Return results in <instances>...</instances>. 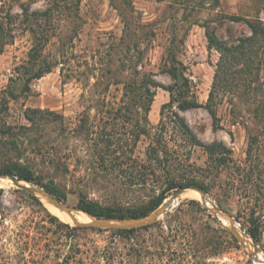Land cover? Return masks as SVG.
Returning <instances> with one entry per match:
<instances>
[{"label":"rangeland","instance_id":"1","mask_svg":"<svg viewBox=\"0 0 264 264\" xmlns=\"http://www.w3.org/2000/svg\"><path fill=\"white\" fill-rule=\"evenodd\" d=\"M230 15L260 18L264 26V0H0V24L9 35L0 44V123L29 125V107L63 117L51 116L12 153L66 188L65 204L77 208L84 192L102 204L135 206L170 179L195 178L209 188L200 189V197L181 196L149 225L159 224L123 240L110 230L59 227L44 209L55 215L49 199L2 177L0 264H264V39L260 92L245 94L236 78L218 93L217 121L205 106L181 110L170 91L152 84L174 85L176 95L206 104L220 59L209 48L206 25L234 42L252 33ZM48 66L51 71L34 77ZM10 89L15 97L5 92ZM177 114L202 142L226 143L232 160L219 165L211 159ZM41 144L67 170L34 153ZM100 152L113 156L103 161ZM73 215L93 222L82 211ZM252 217L260 242L248 230ZM206 222L226 230L224 252L215 255L207 246Z\"/></svg>","mask_w":264,"mask_h":264},{"label":"trees","instance_id":"2","mask_svg":"<svg viewBox=\"0 0 264 264\" xmlns=\"http://www.w3.org/2000/svg\"><path fill=\"white\" fill-rule=\"evenodd\" d=\"M233 21H245L251 28V35H247L238 39L237 41H229L218 35L216 30H212L209 25H206L207 31L206 35L208 38L209 48L216 49L220 53V59L217 64L214 81L212 84V89L210 91L209 99L206 104L200 103L196 98L188 99L185 97H180L176 95V89L174 85H165L159 81L152 80L154 87H162L170 91L172 95L171 103L178 102V107L181 110H187L193 107L205 106L210 113L213 115L215 121L218 120L217 109H216V98L218 93L224 89H228L231 86H242L244 88L245 94H258L260 92L261 86V75L260 71L262 68V59L259 58V45L264 39V26L263 21L258 18L252 20L250 18H244L242 16L230 15L228 17ZM5 22L0 24V44L8 43V33L5 30ZM3 48L0 49L2 52ZM39 51L36 50V53L33 55L35 59L39 58ZM236 71H235V70ZM51 71V67L48 66L46 70H40L35 73V78H41L44 72ZM235 71V72H234ZM170 74L177 78L179 72L177 69H171ZM235 74L238 77H233ZM236 78L238 79L235 82ZM235 82V83H234ZM187 84V83H186ZM186 86V85H184ZM29 86L27 85V88ZM8 92V96L15 97V93L12 89L5 91ZM148 92L152 95V101L154 100L155 93L148 89ZM1 107L2 109H9V101L7 97H3ZM25 116L29 121V125L15 126L6 120H2L0 123V176L3 177H18L21 180L32 182L40 187H43L49 195L56 198L58 201L66 203L68 199V191L66 188L58 184L55 180L45 181V178L42 173H39L37 168L28 161L24 160L22 153H12L13 151H21L20 143H25L27 138L30 140V131L34 130L36 127H40L41 124L46 120L51 119V116L57 118H63L58 115L56 112L42 109V108H27L25 111ZM177 117L181 120L182 126L189 131L192 136V139L199 145L203 146L208 152L211 159L215 160L219 165L228 164L231 159L232 150L224 142H213L205 143L197 138L195 134L191 132V128L186 122V120L179 114ZM48 152V151H47ZM34 153L37 155H47L51 158L52 162L56 164L58 169L64 168L67 170V167H62L60 160L55 156V154L45 152L44 145H39L34 150ZM159 150L154 148L152 152L153 159L157 158ZM100 158L103 161H107L108 158H112L111 153H99ZM159 158V157H158ZM64 171V170H63ZM188 187H197L205 192H209V188L206 183L199 181L195 178L183 179H170L167 183V186L157 195H154L149 200L135 206H123V205H106L101 202L89 198V196L80 192V198L77 204L79 209H82L89 214L106 219H119L124 220L128 218H142L146 217L152 212H154L158 207H160L165 199L172 194L173 191L182 190ZM27 192L26 190L22 189ZM30 195V194H29ZM31 196V195H30ZM35 198V197H34ZM42 206L43 203L36 199ZM185 203L196 204L199 206V209L202 213H205L204 209L201 208L199 201L189 200ZM184 203V204H185ZM50 216L51 222L56 223L59 227H67L73 230L76 229H93V230H107L112 231L117 236L121 237L123 240H132L137 236V234L144 230L149 231L152 227L159 224V222L154 223L153 225H146L143 227H114V228H105L97 229L92 225H79L72 227L69 223H65L58 216L50 213L45 207ZM178 210H182L180 207ZM211 217V216H210ZM205 227L209 230V233L212 232L211 237L207 239V246H212L213 254L217 255L224 252V239L223 233L226 230L223 227L213 226L210 222H206ZM248 230L251 236L255 239L256 242H260L261 238V227L257 218L252 217L251 225L248 227Z\"/></svg>","mask_w":264,"mask_h":264},{"label":"water","instance_id":"3","mask_svg":"<svg viewBox=\"0 0 264 264\" xmlns=\"http://www.w3.org/2000/svg\"><path fill=\"white\" fill-rule=\"evenodd\" d=\"M3 176H0V178H2ZM10 178L14 181V183L18 186H20L23 189L29 190L31 192H34L36 194H41L42 196H45L47 199H49L53 204H55L58 208H60L63 211L68 212L74 219V222L77 223L78 225H91V224H97L99 226H102L104 228H116V227H143L146 225H149L151 223H153L154 221L158 220L159 217L163 214H165L168 210H170L174 205L173 203L178 200L180 198V196L186 191L188 190L187 188L182 189L180 191H177L170 200L167 201L166 204L161 205L160 207H158L154 212H152L151 214H149L146 217H142V218H128V219H124V220H119V219H106V218H98L95 217L91 214H89L88 212L79 209L78 207H70L67 204L58 201L56 198L52 197L51 195H49L47 193V191L44 188H41L38 185H35L32 182H28L25 180H21L18 177H11ZM189 189H193V190H197L202 192L200 189L198 188H189ZM75 211H82L83 213L87 214L88 216L91 217V219L93 220L92 223H83L78 221L73 213ZM234 233L237 235H240V233L236 230L233 229ZM246 235H249L248 231H245Z\"/></svg>","mask_w":264,"mask_h":264},{"label":"bare ground","instance_id":"4","mask_svg":"<svg viewBox=\"0 0 264 264\" xmlns=\"http://www.w3.org/2000/svg\"><path fill=\"white\" fill-rule=\"evenodd\" d=\"M181 196L182 197H184V196H186V197H200L201 196V193L198 192L197 190H186ZM48 207L50 208V210L53 213H55V215L57 214L60 217H65L67 219H72L73 218L71 215H69V213L68 214H65L64 212H62L61 210H59L50 201L48 202Z\"/></svg>","mask_w":264,"mask_h":264}]
</instances>
